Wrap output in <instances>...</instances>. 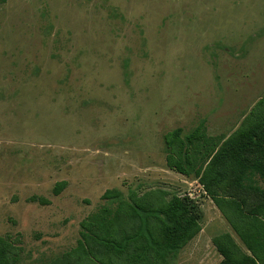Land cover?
Instances as JSON below:
<instances>
[{"label":"rangeland","instance_id":"1","mask_svg":"<svg viewBox=\"0 0 264 264\" xmlns=\"http://www.w3.org/2000/svg\"><path fill=\"white\" fill-rule=\"evenodd\" d=\"M263 98L264 0L0 3V238L11 257L53 264L83 221L113 216L117 193L154 190L202 212L171 264H220L212 240L224 233L247 251L199 180L169 169L164 137L180 128L204 135L194 146L218 144ZM218 191L245 210L264 201L230 180Z\"/></svg>","mask_w":264,"mask_h":264},{"label":"trees","instance_id":"2","mask_svg":"<svg viewBox=\"0 0 264 264\" xmlns=\"http://www.w3.org/2000/svg\"><path fill=\"white\" fill-rule=\"evenodd\" d=\"M5 0H0V3ZM178 128L167 133L164 143L168 152L167 165L181 175L194 176L222 213L246 250L235 238L224 233L212 243L222 257L220 264H264V201L245 210L240 201L231 197L223 201L219 186L227 180L238 190L264 199V189L255 179L264 181V98L244 119L240 128L218 144L202 143L204 135L182 136ZM198 154V156H193ZM257 156L249 160L250 155ZM65 183L57 185L56 194ZM163 190L133 193L119 199L116 211L90 217L81 224V238L76 248L53 264H171L172 260L202 231V212L186 200ZM106 200L111 196L106 194ZM14 246L0 238V264H17ZM17 258V257H16Z\"/></svg>","mask_w":264,"mask_h":264}]
</instances>
